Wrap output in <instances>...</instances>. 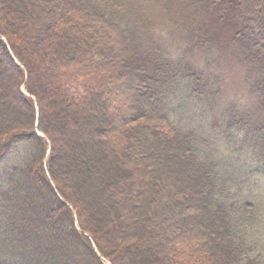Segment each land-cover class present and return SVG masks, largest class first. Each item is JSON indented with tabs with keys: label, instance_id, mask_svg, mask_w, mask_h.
<instances>
[{
	"label": "trees",
	"instance_id": "trees-1",
	"mask_svg": "<svg viewBox=\"0 0 264 264\" xmlns=\"http://www.w3.org/2000/svg\"><path fill=\"white\" fill-rule=\"evenodd\" d=\"M79 1L74 13L82 14V21L60 31L53 26L51 12L43 7L51 6L52 0H0V12L5 2L10 10L5 13L15 23L12 26L8 17L0 16V37L4 38L0 49L11 70L1 67L0 76L19 77V82L12 79L16 88L10 101L31 115L27 125L9 118L0 125V161L17 145L24 147L20 165L14 164L0 178V264H103L101 259L119 264L123 251L128 255L127 264H264V3L251 22L242 0H190L193 9L204 4L224 6L219 24L236 21L224 43L217 36L209 40L201 28H190L189 36H195L191 49L207 53L208 43L212 47L221 44V52L231 51L241 58L246 83L251 77L247 91L256 99V113H240L230 105L227 119L202 121L198 114L204 115L205 109L200 105L190 114L193 125L183 129L175 124L180 121L179 112L174 117L167 106L183 93L175 89L176 85L181 88L178 81L183 83L181 77H186L204 89V94L198 90L197 102L202 104L209 97L210 106L209 94L218 93L212 88L214 84L202 81L206 76L200 71L191 72L186 67L181 75L186 62L174 64L162 51L153 49L149 33L139 29L129 15L132 11L127 0ZM88 21L113 31L118 50L104 43L107 39L100 30L96 35L88 34ZM27 45H35L42 56L53 57L51 63L57 72L53 74V89L38 90V75L33 71L37 66ZM112 60L135 85L136 94L126 116L127 110L108 107L97 88V81L107 71L103 69ZM20 86L25 93H19ZM1 90L0 86V100ZM154 92H159L160 99H152ZM60 95L66 99L61 111L67 116L70 109L92 102L95 96L100 110L90 103L82 118L94 125L97 158L86 161L77 159V154L61 155L60 138L51 130L54 119L50 112L53 98ZM183 101L188 105L189 100L181 99L180 104ZM4 114L0 107V117ZM111 132H123L125 138L111 144L106 139L112 138ZM218 140L225 142L222 152L221 144L213 147ZM81 172L91 178L84 189L76 177ZM174 184V203L179 205L191 196L193 204L184 230L201 240L198 258L191 259L183 247L182 252L170 251L167 237L154 239L161 227L153 219L163 204L170 202L165 190ZM146 188L153 192L150 199ZM73 189L85 190L87 203ZM121 196L130 198L122 216L117 205ZM145 199L148 210L135 217L138 202ZM108 228L130 236L127 243L105 244ZM134 230L144 232L135 237ZM185 233L182 238L191 236Z\"/></svg>",
	"mask_w": 264,
	"mask_h": 264
},
{
	"label": "rangeland",
	"instance_id": "rangeland-1",
	"mask_svg": "<svg viewBox=\"0 0 264 264\" xmlns=\"http://www.w3.org/2000/svg\"><path fill=\"white\" fill-rule=\"evenodd\" d=\"M52 1L53 2L51 6H45L43 4V7L51 12L53 26L57 25L58 29L63 31L64 29L68 28L71 23L80 24L79 21H82V14L79 13L78 15L80 16H76L74 13L77 12L76 10H78L77 6L80 4L79 0ZM127 1L128 7L130 8V11H132V14L129 15L133 20H135L139 29H143L149 33L152 38L153 49L162 51L166 55L165 57L170 59L174 64L181 60H183V63L186 62L185 66H181L183 67V72L181 75L184 73V67H186V70L191 72L200 71L206 76L204 78L201 77L202 81L205 80L206 83L212 82L214 84L212 88L215 89V91L216 89L218 90V93L216 94L208 93L211 95V106L208 104L210 103L209 97H205L204 101L201 102L202 104H200V102H197L199 98L197 93L201 88L194 86V84H192L186 77H181L183 83L178 81V85L181 88H178L176 85L175 89L178 91L182 90L183 93L173 97L171 100H169L167 105L168 108L172 110L174 117H176L177 112H179L177 116L180 118V121H175V124L178 127L183 129L191 127L193 125V120L190 114H193V108L197 109L200 105L202 106V109H205L204 115L202 112L198 114V117L200 120L202 119V121L210 120L211 117V120L214 121H218L222 117L227 119L226 111L229 109L230 105H234L235 109L240 113H256V99L249 96L247 91V85L251 81V77L247 79L246 83L245 79L247 71L246 66L243 64L241 58L237 59L236 56L234 57L233 53L230 54L231 51L221 52V50H219L222 48L221 44L214 45L212 47L211 44L208 43L209 51L207 53H202L200 52L201 50L194 51L191 49V45L195 36L192 34L189 36L190 28H201L203 29L202 32L209 36V40H211V37L215 39L217 36L218 39L223 43L232 35L235 28V20L230 22L228 21L225 24H219L218 22L222 12L224 11V6H208L207 4H204V6H200V9L196 7L193 9L192 6L194 4L191 6L190 0ZM263 3L264 0H242L243 11L249 20H251V22L254 21V17ZM2 6V12H0L1 18H5L4 16L8 17V15L5 13V11H10L9 8H7V4L3 2ZM8 20H10L12 26L15 24L13 23V18L8 17ZM88 23V27H86L88 34L92 33L96 35L97 31L100 30V33H102L101 35L107 39L104 41V43L107 46L111 45V47L118 50L117 37L113 31L105 28L97 21H88ZM0 32L2 33V31ZM3 39V37H0V40L4 41ZM27 46L29 47V54L34 57V65L37 66V70L33 71L36 75H38L37 77L39 81L36 82L38 90L42 92L44 89H53L55 87V82L53 83V79L55 77L54 75L57 73H55V68L51 63V61H53V57L49 56L47 58V56H42L35 45L31 47L29 45ZM6 58V54H4V52H2L0 49V69L3 67L4 70L9 72L11 71L10 64ZM54 58L56 59V56H54ZM116 65L117 63L112 60L109 63V66L103 69H107V71L110 69V72H103V76H101L97 81V88L98 90L102 91L108 107H111L113 110L119 109L124 112L127 110L125 113L126 116L128 113L127 107L132 106L131 103L135 97L134 94H136L134 90L135 85L131 76L122 71L120 72V70H118V65ZM67 66H69V64ZM13 77L17 78V75L4 77L2 75L0 76V86L2 87L1 94H3V99L0 100V107L5 109V117H0V125H3V123L6 122V118L11 120H20L21 123L23 122V124L27 125L30 122L29 120H31V115H29L28 112L26 114V110H24L25 108L20 104H17V106L10 101V98L11 96L13 97L14 90L16 88V86L12 83ZM17 81H20L19 77L17 78ZM199 81L201 82V80ZM208 90H211V88H208ZM193 91H195V93H193ZM201 91L203 94L205 93L204 89H201ZM20 92H24L23 86H20L19 93ZM158 93L159 92L152 93L151 96L154 101H156L157 98L160 99L161 95ZM191 94H193L194 97H192ZM184 98L189 100L188 105L186 103L187 101H183V103L180 104L181 99ZM53 99V102H51V104L49 103L52 107L50 112L54 119V122L51 123V130L54 135L60 138L57 139H59L58 144H60L61 155H74L75 157L77 154V159L86 161L97 158L96 150L99 149V146L94 145L98 142L97 138L93 136V133L95 132L94 125L88 123V121H83L84 118H82V114L86 113L83 111L87 110L88 105H91L90 103H92V106L97 110H100L95 96H93V99L91 97L92 102L89 101L87 103H79L78 106L74 107V110L70 109L68 116L65 115V112L61 111V106L66 104V99L61 95L56 99ZM44 104L46 103L44 102ZM188 108H190V112H188ZM85 116L88 117L87 115ZM128 116H132V113L128 114ZM240 116H242V114ZM34 127H36V124ZM111 135L112 138H106L111 144L112 142L117 144L120 138L122 142V140L125 138L123 132H121V135L117 132H111ZM201 139L203 140V137H201ZM223 141L224 140L216 141L213 147L216 143H218V146L221 144L220 152H222L225 143ZM121 145L123 144L121 143ZM23 148L24 147L22 145H17L2 161H0V178L12 170L11 168H14V164L18 163L20 165ZM213 150L215 149L213 148ZM206 155L209 156L210 154ZM217 158L220 162L221 159L219 156H217ZM129 169L132 172L134 171L131 165ZM142 173L143 172L139 174ZM87 174L88 173L86 172H81V174L76 175L77 179L80 180L81 187H83V189L87 187V183L89 180H91ZM143 177L144 173L142 174V178ZM71 183L73 185L74 180H72ZM176 187L177 185L174 184L165 190V192L171 196V198L170 202L168 201L167 204H163V209L158 217L155 220L153 219V222L159 228L161 227L159 233L154 237V239L160 240L163 237H167V240L171 242H168L170 244V251H175L176 253L179 251L182 252L181 247H183V253L189 255L191 259L198 258V255H200V252H202L201 240H199L195 229L194 231L196 235H191L192 231L189 232L184 230V227H186L189 223L187 219L189 208H191L193 204L192 201H190L191 196L187 195L179 205L178 203H174V201L171 199L175 195ZM73 190L75 191V195L77 197L84 201L86 200L84 196L85 190ZM152 193L153 192L150 188L145 189V194L148 196L147 199L151 198ZM129 202V196H121V199L117 203V205L119 204L118 208L121 209V216L123 210L128 208ZM148 208L149 204L146 199L142 202H138V207L134 211V216L138 217L139 214H142L143 212L145 213ZM163 217H167L168 220L162 221ZM121 225L124 226L122 220ZM116 230L117 228H108L105 231V244L109 246L110 244L122 246L127 243L130 236H124L123 231L116 232ZM143 232V230H134L132 234L135 237H139L143 234ZM184 233L185 235L188 233V235L191 236L186 239L182 238ZM94 252H96L97 256L99 257L97 251L94 250ZM123 254H125L124 258L122 257ZM127 256V253L124 251L121 253V255L119 254V264H127ZM173 256L174 254H172V258ZM101 261L103 264H109L107 261L105 262L102 259Z\"/></svg>",
	"mask_w": 264,
	"mask_h": 264
}]
</instances>
